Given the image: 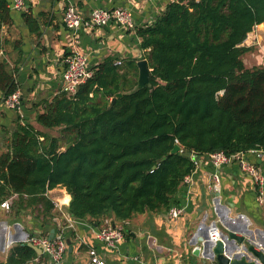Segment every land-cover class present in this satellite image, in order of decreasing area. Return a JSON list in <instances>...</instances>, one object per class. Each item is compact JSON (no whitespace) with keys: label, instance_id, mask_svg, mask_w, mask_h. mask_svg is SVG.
Here are the masks:
<instances>
[{"label":"trees","instance_id":"16d2710c","mask_svg":"<svg viewBox=\"0 0 264 264\" xmlns=\"http://www.w3.org/2000/svg\"><path fill=\"white\" fill-rule=\"evenodd\" d=\"M22 16L37 30L35 17ZM7 17L0 0V20ZM261 23L264 0L170 1L154 23L135 30L148 84L138 87L135 60L116 65L107 55L75 93L33 104L35 122L59 128L58 136L17 117L0 154V198L16 194L14 204L40 205L51 218L47 193L59 186L70 195L72 218L125 222L180 204L176 195L197 166L191 155L264 150V65L243 61L251 50L244 41ZM14 72L0 59V100L17 88ZM175 143L180 151L170 154ZM36 256L32 245L17 244L5 264Z\"/></svg>","mask_w":264,"mask_h":264},{"label":"crops","instance_id":"0c3cea01","mask_svg":"<svg viewBox=\"0 0 264 264\" xmlns=\"http://www.w3.org/2000/svg\"><path fill=\"white\" fill-rule=\"evenodd\" d=\"M174 0H28L26 11L8 8L6 20H0V40L5 41L0 48V59L8 62L9 69H15L14 78L22 91L19 110L0 105V154L8 149L10 133L17 117L21 123L35 122L33 104L51 98L62 88L63 58L72 52L85 54L89 65L100 62L107 55L116 61L142 60L144 51L135 30H128L117 22L110 21L102 27H81L72 39L63 24L65 6L72 4L78 13L88 17L93 8H126L131 11L137 27L151 25L166 5ZM37 19V30H31L23 20L24 13ZM257 164L264 175L262 159L248 157ZM221 188L217 199L209 190L211 175L215 171L209 156H199L197 166L177 193L183 206V213L170 218L167 211L136 214L125 222L106 219L110 224L124 227L126 233L116 248H109L95 238V232L102 224L88 219H74L67 213L68 205L59 210L54 206V216L43 218L40 205L14 204L16 194L11 199L9 209L0 206V264H5L9 250L17 244H28L31 235L50 236L62 227L66 251L64 264H90L87 249L96 248L105 264H215L209 260L208 249L202 245L198 256L193 254L195 238L203 235L208 224L218 219L222 239L227 241L229 232L244 237L237 243V250L254 242L257 249L264 252V205L256 201V191L250 175L242 171L237 162L222 165L219 169ZM61 187L48 191L53 199L63 196ZM63 196V202L69 201ZM6 198H0V204ZM234 241H228L233 247ZM36 249L37 256L24 264H48L47 257Z\"/></svg>","mask_w":264,"mask_h":264},{"label":"built area","instance_id":"2783aa9c","mask_svg":"<svg viewBox=\"0 0 264 264\" xmlns=\"http://www.w3.org/2000/svg\"><path fill=\"white\" fill-rule=\"evenodd\" d=\"M28 0H9V8L18 11H26ZM117 22L120 26L128 30H136L137 25L134 22L132 13L126 8H93L88 17H83L77 12L76 8L72 4L65 6L63 14V24L66 29L71 33V38L74 39L77 36V32L81 27H102L108 22ZM0 54L2 52L0 51ZM64 69L62 71V88L69 94L75 93L77 87L84 83L87 78L92 75L88 58L85 54L79 52H72L63 58ZM116 65H120L121 61H115ZM22 91L20 88H16L7 97L0 100V105L8 109L19 110L21 107ZM194 158V154L191 155ZM210 163L214 168V172L211 175V182L209 183V190L214 193V198L217 199L220 188V175L219 168L227 163L237 162L241 170L251 176L254 189L256 191V201L259 205H264V175L259 171L257 164L253 161H249L248 157L253 156L255 159H262L264 156V150L258 148H252L246 152H239L233 155H226L222 151H216L208 155ZM190 175L184 178V184L190 182ZM65 192L62 194L64 196ZM68 194V193H67ZM69 195V194H68ZM63 196H56L52 200V203L59 210L64 204L68 205V202H63ZM70 196V195H69ZM11 199L6 198L1 202L0 206L9 209ZM70 200V197H69ZM182 205H173L167 210V215L170 218H177L183 213ZM71 217V216H70ZM108 222V221H107ZM218 219L212 220L208 224V238L213 243L222 241V230L218 225ZM125 235L124 227L115 226L109 222L101 226L95 232V238L106 245L109 248H116ZM27 243L34 248L39 249L40 253L47 257L48 264H64L63 256L66 251V243L64 240L62 227L52 234V236L46 235H31L27 238ZM199 243V242H198ZM202 243H199L200 251ZM90 264H105L101 259L96 248L89 247L87 249ZM255 264H261L258 259H254Z\"/></svg>","mask_w":264,"mask_h":264},{"label":"water","instance_id":"95a60500","mask_svg":"<svg viewBox=\"0 0 264 264\" xmlns=\"http://www.w3.org/2000/svg\"><path fill=\"white\" fill-rule=\"evenodd\" d=\"M137 66L139 69V76H138V87H142L149 82V70L147 67V61L145 59L139 60L137 62ZM121 93H117L113 98L112 102L115 101L117 97H120ZM72 145V142H69L65 145V149ZM180 145L175 143L173 148L170 150V154L176 153L180 151ZM165 156L161 158L164 160ZM194 160L199 159V155H195ZM51 235L54 233V229L51 231ZM227 241H217L213 243L208 238V231L195 238L194 243L199 242L207 246L209 260L215 262V264H255L254 259H258L261 264H264V252L262 249H257V245L254 242L249 243L248 245H244L243 250H237V243H242L244 241V237L239 236L236 232H229L226 236ZM234 241L235 244L233 247L228 245V241ZM200 253V246H195L193 248V254L198 256ZM196 264V262H193Z\"/></svg>","mask_w":264,"mask_h":264},{"label":"rangeland","instance_id":"374dc122","mask_svg":"<svg viewBox=\"0 0 264 264\" xmlns=\"http://www.w3.org/2000/svg\"><path fill=\"white\" fill-rule=\"evenodd\" d=\"M244 44L251 46V50L243 56V61L246 66L251 67L254 65H264V23L256 25L253 28L244 41ZM59 131V128L47 129V133L53 136H58ZM60 192L62 194L64 192L67 193L65 188Z\"/></svg>","mask_w":264,"mask_h":264}]
</instances>
